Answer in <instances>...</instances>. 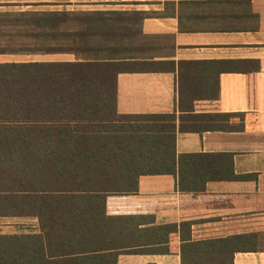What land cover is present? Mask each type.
I'll list each match as a JSON object with an SVG mask.
<instances>
[{
    "label": "trees",
    "instance_id": "trees-1",
    "mask_svg": "<svg viewBox=\"0 0 264 264\" xmlns=\"http://www.w3.org/2000/svg\"><path fill=\"white\" fill-rule=\"evenodd\" d=\"M85 23L64 10L0 11V54L75 56L0 61V216L34 217L38 226L0 233V264H116L122 252L166 251L176 224L108 214L106 197L135 193L147 174H176L178 190L193 192L209 180L247 177L233 172L227 154L176 155L174 113H118L116 73L143 67L113 61L118 47L110 44L124 36ZM259 67L257 59L178 61L179 111L215 99L220 73Z\"/></svg>",
    "mask_w": 264,
    "mask_h": 264
},
{
    "label": "crops",
    "instance_id": "crops-1",
    "mask_svg": "<svg viewBox=\"0 0 264 264\" xmlns=\"http://www.w3.org/2000/svg\"><path fill=\"white\" fill-rule=\"evenodd\" d=\"M16 10L74 12L85 24H101L100 33L124 36L112 41L118 52L110 57L143 68L116 73V111L174 113L176 155L227 154L233 172L247 175L206 181L199 192L178 190L176 174L140 175L135 193L108 195V214H150L153 224L177 225L166 251L122 252L116 264H264V0H0V11ZM14 55L22 54L0 57ZM40 56L75 59L73 53ZM215 59H257L260 67L220 73L215 99L179 111L177 62ZM151 65L165 69L144 68ZM195 114L202 118L191 120ZM22 221L30 227L11 224ZM37 231L34 217L0 216V233Z\"/></svg>",
    "mask_w": 264,
    "mask_h": 264
},
{
    "label": "rangeland",
    "instance_id": "rangeland-1",
    "mask_svg": "<svg viewBox=\"0 0 264 264\" xmlns=\"http://www.w3.org/2000/svg\"><path fill=\"white\" fill-rule=\"evenodd\" d=\"M42 7H46V6H42ZM40 55L36 54V55L33 56V55H27V54L24 55V54H22V55H17V56L14 55V56H9V57H0V59L1 58L12 59V60L15 59L17 61V60H42V59L47 58L46 56H40ZM11 224L12 225H19V226H22V227L25 226V225H27V226L30 225V223L28 221H26V223L23 222V223H11Z\"/></svg>",
    "mask_w": 264,
    "mask_h": 264
}]
</instances>
